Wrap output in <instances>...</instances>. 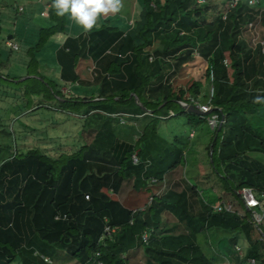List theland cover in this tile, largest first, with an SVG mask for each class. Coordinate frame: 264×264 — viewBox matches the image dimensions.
Returning a JSON list of instances; mask_svg holds the SVG:
<instances>
[{"label": "trees", "instance_id": "trees-1", "mask_svg": "<svg viewBox=\"0 0 264 264\" xmlns=\"http://www.w3.org/2000/svg\"><path fill=\"white\" fill-rule=\"evenodd\" d=\"M52 2L48 0L49 24L39 29L37 43L26 51V55L34 57L27 64L25 74L33 77L23 81H18L20 77L11 78V57L16 56L20 47L14 50L7 45V37L0 38V100L19 97L20 102L22 98L30 103L39 101V107L54 103L59 110L77 116L92 112L110 116L151 111L153 121L137 146L143 145L147 155H152L154 140L168 143L156 133L161 117L174 112L187 114L196 123L208 122L207 116L185 112L180 104H190V97L195 100L205 97L204 82L186 68L198 54L207 64L205 79L213 76L214 113L226 119L222 128L214 132L211 165L228 182L226 190L242 206L238 191L255 188L264 215V160L248 156L249 152L264 154V132L250 121L252 112L264 108V103L253 102L256 96L264 97V53L262 45L253 48L243 37L244 28L262 16L260 8L237 0L225 14L216 12L213 18L206 19L201 15L209 10L208 0H120L118 12L103 16L131 21L140 4L135 27L119 28L109 21L100 29H91L75 38L66 37L54 49L58 76L49 78L39 69H31L30 64L40 65L35 56L38 53L41 56L50 39L65 37L66 17L55 14ZM176 30L183 32L180 41L173 39L176 33L169 40L163 37ZM117 43L115 56L97 85H82L87 93L77 92L76 97L62 92L65 84L93 81L90 70L99 61L96 47L101 46L102 52L108 53ZM250 64L254 73L246 70ZM7 84L20 90V94L3 90ZM93 87L98 89L96 95H92ZM162 89L164 96L155 98V91ZM177 144V141L167 144L163 153L152 156L149 163L143 159L134 164L132 156L136 147L118 141L110 120L103 123L90 145L58 158L40 149L13 152L10 143L0 144V264H47L35 253L52 257L58 248L66 250L81 264H96L99 260L103 264H126L123 256L139 245L144 246L151 259L147 264H215V258L204 252L199 242V234L206 232L211 235L225 232L234 238L244 235L250 256L264 250V218L257 226L250 211L242 216L211 209L196 219L190 212L186 192L168 191L158 198L164 174L183 162V150ZM91 162L111 165L121 177L134 178V188L124 202L120 204L109 189L98 192L89 188L86 171ZM222 165L228 170H222ZM153 177L154 183L150 181ZM150 197L153 201L148 206ZM163 211L186 222L192 232L173 235L169 229L161 228ZM58 215L60 219H56ZM138 217H142L140 229ZM107 225L119 229L112 238L101 241ZM147 229L153 232L146 243L141 235ZM257 262L264 264L261 260Z\"/></svg>", "mask_w": 264, "mask_h": 264}, {"label": "crops", "instance_id": "crops-1", "mask_svg": "<svg viewBox=\"0 0 264 264\" xmlns=\"http://www.w3.org/2000/svg\"><path fill=\"white\" fill-rule=\"evenodd\" d=\"M44 1L46 0H40L41 4L39 5L40 7L39 10L41 11V14L44 12L43 9L45 10V7H47L45 6L46 3L43 4ZM65 17H66L65 37L56 39L57 43H55L56 44L55 49L64 43L66 37L75 38L79 34L89 32V31H84L82 27L79 26L73 19L69 18L67 14H65ZM24 19H25L24 23L26 24V28L28 31H31L32 29L35 28V26L28 23V22H31V20L33 19V14L29 15L28 17ZM46 20H47V24H49L48 19ZM125 20H126L125 18H121L120 20H117L116 17L113 15H109L108 17H104L102 15L98 17L96 24L93 26L92 29L97 30L102 27H105L103 25H105L109 21L111 22L112 25H115V24L119 25L115 27L126 28V26H121L123 25ZM39 26L42 27L43 25H39ZM41 27H39V29ZM11 38H12L11 36L7 37L6 39L8 40L7 42H9ZM96 38L97 37H94L93 39H96ZM12 41L17 43V41H15L14 39H12ZM261 43L260 44L257 43L253 48H255L257 45H262L263 53H264V46H263L264 42L262 44ZM249 45L251 46V44ZM48 61L50 63H47ZM95 63L96 64L94 65V68H96V66H99V69L103 70V72L101 71V73H99V76L101 78L106 74V68L108 64L110 63V60L106 62L105 68H103L102 64L98 65L97 62ZM41 64H44L43 66L46 70H52L46 73L47 77L50 78L52 76L53 77L58 76V73L60 70L58 69L59 67L58 63H56V60H55L54 51L52 52L50 57L48 55L47 57H44V60L42 62L40 61V65ZM92 70L93 69H91L90 71L92 73V76H94L93 80H95V77L97 76L93 74ZM104 70H105V73H104ZM39 71H41L40 68H39ZM50 72H52V74ZM87 82L85 80H81V81L76 82L75 84H65L61 88V90L64 87L66 88L67 86H70L71 87L70 89L75 93L77 92L85 93L86 90L84 87L87 86L86 85ZM82 85L84 87H82ZM212 88H213L212 82L209 87L206 86V84L204 83V93L203 94L205 95V97L200 96L199 99H196V101L201 105L208 104L209 98H210V92ZM88 89L87 91H89ZM212 109H213V106H212ZM263 112H264V108L259 109L256 112H252L250 114V118H251L250 121L252 125H253V116L258 115V114L260 115V113H263ZM120 114L126 115L125 116L126 123H122V119L119 117ZM92 115L99 117L100 119V124L98 125L99 128L94 134L93 139L89 143L84 142V143L78 144V148L70 154L76 153L83 146L90 145L93 142L97 132L102 129L103 123L106 120H110L118 141L126 142L131 145H134V147L136 148L133 154L137 153L140 161H142L143 159H147L149 163L150 162L149 160L151 159L152 156L155 157L158 154L161 155L166 145L172 144L175 141H177L178 147H180L183 150V155H184L183 162L185 164V168L183 167L182 165L183 162H182L177 167L173 168L172 170L164 174V177H163L164 185H163V188L158 193V198L162 197L168 191H174L177 193H181L183 191L186 192L188 202H189L190 212L193 218H196V219L199 216L205 215L209 210L211 209L213 210L214 207L218 203L225 202V201H232L234 203L233 200L236 199V197L229 190L228 191L226 190V188L228 187V182H225L224 179H222L221 175H217V173L214 171V168L213 170L211 169V165L209 163V161H211V155H210L211 150L213 152L212 139H213L215 130L216 129L218 130L219 127L213 129L209 125L208 122L196 123V119H193L187 114H182L181 115L182 121L186 125L190 126V129L189 131L183 130L184 137L182 140H179V136L176 134V135H173L172 140L169 142L166 137L164 138L163 136L160 135V129H161L160 125L162 123L161 121H167L168 119H171L172 117L179 116L175 114L174 112H171V115H169L168 117H161L156 127L157 135L160 136L161 139H166L168 143L163 144L157 140L156 141L154 140V143H153L154 149H153L152 155H147L146 151L143 148V145L137 146V144L140 138L142 137V135L144 134L147 126H149V124H151L153 121V115L151 111H146L145 113L136 114V115H133L131 113H122V112L117 113V114H112L110 116H107L108 114L98 115L95 112H93ZM92 115L89 114L87 116H81V117L86 118V121L83 122L86 127H88V124L91 121H93L90 119ZM206 116L209 120L210 114H207L203 117H206ZM113 118H118V121H115ZM257 126H260V125L257 124ZM115 127L119 129V131H116ZM259 130L262 131L263 129L260 128ZM129 131H131L132 133H130ZM248 156L251 159L259 158V159L264 160V154L261 152H249ZM186 166L194 168V171L193 173H191L192 175L189 178L184 177L183 175L184 170H186ZM225 166L226 165L221 166L222 170L227 171L228 169ZM86 176L89 182V188L94 189L95 191H98V192H101L104 189H109L111 195L115 194L117 196L120 204L125 201L129 192L134 188V181H135L134 178L125 179L121 177L117 171V168L111 165H106V164L98 163V162H91L87 167ZM233 184L236 185L235 182H233ZM85 198L86 200H89L88 195H85ZM150 198L148 201V206L149 204H151ZM240 206L242 209L240 208L237 209L235 207L236 211L240 212L241 215H245L246 211L248 210L245 207H243L241 204ZM142 210H145V207L142 208ZM257 211L261 212V209H257ZM147 216H149V214H147L146 217ZM137 220H138L137 224L139 228V224L142 221V217H138ZM160 221H161L160 227L164 229H169L171 231L170 234L179 235V234H189L192 232L191 228L186 224V222H180L177 219V217L169 211L161 212ZM130 223L132 224V221H130ZM145 232L149 234V239L147 242H150L151 234L153 231L152 229H147L146 231L143 232V234H145ZM143 234L141 235L142 240H143ZM203 234L206 235V239L204 240L202 245H205V244L207 245L209 243L210 250L212 251L216 250L215 251L216 255H214L216 257H213L215 258V264H249L245 256L246 255L250 256L251 251H250V248L248 246L247 240L244 235H237L236 238H234V237L229 236L230 234H223L221 237H218V238L215 237L216 238L215 243L217 245L214 246L213 243H211L210 241L208 242L207 240L208 238L210 239V234L208 232L200 233L199 238L201 235L203 236ZM220 235H221V232L217 234V236H220ZM102 238L103 236L101 237V240ZM227 241L229 242L230 247L227 246ZM199 242H200V239H199ZM236 246H239L242 248L244 252V256L243 255L241 256L239 253L236 252L235 250ZM37 255L44 256V255H40L39 253ZM45 257H48V256H45ZM123 257L126 260V264H147V262L151 260L150 257L146 254V251L143 245H139L136 248L129 250ZM48 258H50V262H46L47 264H81L77 259L72 257L66 250L60 249V248L56 250V253L54 256L48 257Z\"/></svg>", "mask_w": 264, "mask_h": 264}, {"label": "rangeland", "instance_id": "rangeland-1", "mask_svg": "<svg viewBox=\"0 0 264 264\" xmlns=\"http://www.w3.org/2000/svg\"><path fill=\"white\" fill-rule=\"evenodd\" d=\"M243 1H245L246 3L250 2V0ZM251 1L252 2L249 4L253 8H260V11L263 13L262 16H258L257 19L252 22V25L246 26L243 31V37L249 42V44H251L252 47H254L257 43L260 44L261 42H264V0ZM208 2H212V4L215 5H210L208 3L207 9L209 8V10L203 13L201 15V18H213L212 16H214L216 12H219V14H225V12L235 4V2L231 3L228 0H208ZM44 3H46L45 6L47 7H45V10L43 9L44 12L41 14V11L39 10V5L41 4L40 0H0V11L2 14V16H0V38L9 37L13 34V39L17 41L20 47V51L17 50L18 52L15 53L16 56H14V58L11 57L12 60L9 67L11 78L20 77L18 81L28 79V75H26L25 72L27 69V64L34 57V55H26V51L31 48V46L33 47L37 43L39 38V27H41L39 25H47L46 19H48V1H44L43 4ZM16 8L19 12L16 10ZM140 9L141 6L139 4L137 6L134 18L131 21L124 22L126 28L135 27L134 25L139 18ZM31 14H33V19L28 23L35 26V28L31 31H28L26 28V24L24 23V18L28 17ZM178 31L179 30H176L174 31V33L167 34L163 37L169 40L172 39L173 35L176 33V37H174L173 39L180 41L184 35L183 32L178 33ZM10 41L13 42L12 39ZM55 43H57L56 40L50 39L45 49L41 52V56H39V53L38 56H35L36 60L42 62L44 60V57H47V55L50 57L56 47ZM118 44L119 43H117L115 47L111 49V52L108 53H105V51L103 53L100 45V47H96V56L99 59L97 64H102L103 68H105L106 62H108L115 56ZM47 63L50 62L48 61ZM30 65V68L33 70H35V68H40V73L45 76H47V72L52 71L46 70L43 66L44 64L37 65V63H31ZM186 68L188 72L196 79L202 80L206 84V86H210L211 79H205L207 64L202 58H200L198 54H195V59L189 62V64L186 65ZM252 68L254 70V67H252L251 64L249 66L246 65V70L250 73H254ZM92 69L93 74L97 76L96 79H98L88 81L86 84L97 85L100 81L99 73H101V71L103 72V70H100L99 66H96V68ZM50 73L52 74V72ZM7 85L8 86L4 87L3 90H11V92L16 91L11 84ZM66 88L64 87L62 89L63 93H65L66 95H74L75 97L77 96V94L70 89V86H67ZM163 89L155 91L154 97L156 98L158 96L159 98H162L164 96ZM97 91L98 89L93 87L92 95H96ZM16 93L19 95L20 90H17ZM90 95L91 94H89L88 96ZM19 100V97L17 99H14L13 97H7L4 100L2 99V101L0 100V144L10 143L11 145H13V152L24 153L30 149H40L43 151V153L48 154L51 157L58 158L62 154L72 153L78 148V144L80 143H89L93 139L94 134L99 128L98 125L100 124V119L99 117L92 115L93 112L90 113L92 115L90 119L93 121H91L88 124V127H86L83 123L84 121H86V118L81 117L82 115L77 116L61 111L55 106L54 103H51L50 105H48L47 103L39 107V101H36V103H34L35 100H33L30 103V101H27L24 98H22V102H20ZM94 100L98 99L95 98ZM113 119L115 121H118V118ZM161 122L160 135L164 138L166 137L169 142L172 140L173 135L176 134L179 136V140H182L184 137L183 130L189 131L190 129V126L186 125L182 121L181 114H179V116L172 117L167 121ZM257 124H259L260 126H257ZM253 125L256 128H262V132H264V112L260 113V115L258 114L253 116ZM5 131L9 133H5ZM116 131H119V129L116 128ZM129 132L132 133L131 131ZM209 163L211 165V161H209ZM182 165L185 168L184 162L182 163ZM213 168V165H211L212 170ZM193 171L194 168L186 166V170H184L183 174L184 177L189 178L192 175L191 173H193ZM233 201L237 209H242L237 199H234ZM223 233L221 232L220 236H217V234L211 235L210 233V239L208 238L207 240H209L211 243H213L214 246H216V238L221 237ZM199 239L200 244L202 245L204 240L206 239V235H201ZM208 244H205L208 247L202 245V249L212 258L214 257L213 255L216 254V250H210V244ZM227 246L230 247L228 241ZM255 254L256 255L254 256L246 255V260H248L249 262V259L257 258V260H261L262 262H264V250H257Z\"/></svg>", "mask_w": 264, "mask_h": 264}, {"label": "built area", "instance_id": "built-area-1", "mask_svg": "<svg viewBox=\"0 0 264 264\" xmlns=\"http://www.w3.org/2000/svg\"><path fill=\"white\" fill-rule=\"evenodd\" d=\"M237 2V0H236ZM235 2V4H236ZM252 1L250 0L249 3H251ZM252 25V22L249 24ZM7 45L12 47L14 50H18L19 46L18 44L14 43V42H7ZM149 60L152 61L153 60V56L149 57ZM224 63L227 65V60L224 61ZM213 79V76L211 75V80ZM213 97V88L211 89L210 92V98H209V102L206 105H201L199 104L195 99L193 98H189L191 101V104H194L195 106H197V108H199L200 110L204 111V112H209L212 111L210 113V118L208 120L209 125L215 129L218 128L220 125H223L226 121L225 116H223L222 118H220V116L217 113H214V110L212 109V104H211V100ZM124 114H120L119 117L122 119V123H126V119H125ZM132 161L134 164H139L140 163V159L137 153H134L132 156ZM151 181L154 183L156 182V178H152ZM238 194L240 196L241 202L243 204V206L251 212L252 214V219L253 222L259 226L262 222H263V213L262 212H258L257 209H260L262 207V202L260 200V198L257 196L256 194V189L252 188V187H244L242 189H240V191H238ZM153 201V197L150 198V202ZM214 212H236L238 214L241 215L240 212H237L235 209V205L232 201H225V202H221L218 203L214 209ZM244 216V215H242ZM63 218H66V216H63ZM56 219H60V215L56 216ZM118 230L117 227H113L111 225H107L105 227V231H104V235L103 238L105 237H110L112 238L113 234ZM149 239V234L147 232H145V234H143V240L145 242H147ZM102 241V240H101ZM235 250L237 253H239L241 256L243 255V250L241 247L236 246ZM36 255L38 253H35ZM45 262H50V258L45 257V256H41ZM96 264H103L100 260L96 262ZM249 264H258L257 260L255 258L249 259Z\"/></svg>", "mask_w": 264, "mask_h": 264}, {"label": "clouds", "instance_id": "clouds-1", "mask_svg": "<svg viewBox=\"0 0 264 264\" xmlns=\"http://www.w3.org/2000/svg\"><path fill=\"white\" fill-rule=\"evenodd\" d=\"M52 7L57 16L67 14L84 31H89L98 17L118 12L120 0H53ZM253 102L264 103V97L256 96Z\"/></svg>", "mask_w": 264, "mask_h": 264}, {"label": "water", "instance_id": "water-1", "mask_svg": "<svg viewBox=\"0 0 264 264\" xmlns=\"http://www.w3.org/2000/svg\"><path fill=\"white\" fill-rule=\"evenodd\" d=\"M31 76H27V78H29ZM136 102L141 106V103L139 102L138 100V97L137 96H134ZM180 104L182 105L183 107V110L186 111V112H191V113H195L197 115H201V116H205L207 114H210L212 111H209V112H204L202 110H200L199 108H197V106H195L194 104H188V103H184V102H180ZM222 128V125L219 126L218 128V131ZM212 150H211V159H212Z\"/></svg>", "mask_w": 264, "mask_h": 264}]
</instances>
